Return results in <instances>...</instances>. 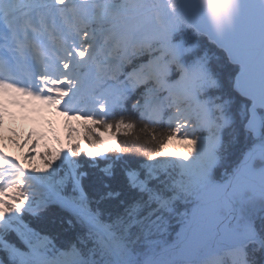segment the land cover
Listing matches in <instances>:
<instances>
[{"label":"snow or ice","instance_id":"snow-or-ice-1","mask_svg":"<svg viewBox=\"0 0 264 264\" xmlns=\"http://www.w3.org/2000/svg\"><path fill=\"white\" fill-rule=\"evenodd\" d=\"M9 104L66 142L0 137V264H264V0H0Z\"/></svg>","mask_w":264,"mask_h":264},{"label":"trees","instance_id":"trees-1","mask_svg":"<svg viewBox=\"0 0 264 264\" xmlns=\"http://www.w3.org/2000/svg\"><path fill=\"white\" fill-rule=\"evenodd\" d=\"M209 47L211 48V46L209 45ZM214 50V49H213ZM176 74H174L175 77ZM228 75V69H224V76L227 77ZM130 107V105H129ZM63 132H64V136H65V128L63 125ZM123 135V133H122ZM228 140V136L227 134L225 135V141L227 142ZM49 146V144H45L42 147L44 148L45 146ZM42 148V150H43ZM224 150V152H223ZM221 156L224 159V162L226 163H230V167H232L233 162H235L236 160H234L233 162H229V158H235L237 157V152L236 150L230 146L228 143H226L223 148H222V152H221ZM233 156V157H230ZM94 179V178H93ZM86 184L89 183V181L86 180L85 182ZM115 202H109V203H104L101 205V208L105 210V215H104V219H108V215L107 212L111 211L113 213V215L115 214L116 211H118L119 209H116L114 207ZM46 216L48 218H51L52 216H55L56 218V222L55 224L50 225V227L47 229L48 231L52 232L54 235L57 236V244L61 245V246H66L69 242H76L77 236H82L84 230L78 225L75 224V226H69V224L67 223V217L66 214L63 213H59L56 209H51L49 213H46ZM33 226H36L35 224ZM78 246H82V245H78Z\"/></svg>","mask_w":264,"mask_h":264},{"label":"rangeland","instance_id":"rangeland-1","mask_svg":"<svg viewBox=\"0 0 264 264\" xmlns=\"http://www.w3.org/2000/svg\"><path fill=\"white\" fill-rule=\"evenodd\" d=\"M54 118H56V116L55 115H53V116H51V117H48V116H46L45 115V119L48 121V129H50L51 130V133L52 134H54V132L55 131H58V128H57V125H56V123H54L53 124V119ZM20 121L19 120H16V121H7V119H5L4 120V124H3V128H5V130L6 131H8V130H14V131H19L21 134H25V135H28V131H26V130H24L21 126H20ZM4 133H0V137H3L4 139H6L5 137L6 136H8L10 139H17V140H20L21 138L18 136V135H14L13 133L12 134H10V135H6L5 136V134L3 135ZM7 140V139H6ZM54 142H52V144H53ZM227 143V142H226ZM225 143V144H226ZM58 146V145H57ZM223 148V147H222ZM222 148H221V151H220V159L221 160H223L222 158H221V152H222ZM22 151L25 153L26 151H28V148H27V146H25L23 149H22ZM36 151L38 152V147H37V149H36ZM223 152H224V150H223ZM230 157H233V156H230ZM237 159V157H235V158H229L228 160H229V162H233L234 160H236ZM35 163L37 164V166H39V167H43V163H42V161H40V159H39V157L37 156V159H36V161H35ZM235 162H233V164H234ZM223 167H219L218 169H217V172H216V176H218L219 174L221 175V174H223V172L225 171V170H228V171H231V167H230V163H226V162H223ZM220 165V164H219ZM218 178V177H217ZM83 246V245H82ZM88 247H90L91 245H90V243L87 245Z\"/></svg>","mask_w":264,"mask_h":264},{"label":"bare ground","instance_id":"bare-ground-1","mask_svg":"<svg viewBox=\"0 0 264 264\" xmlns=\"http://www.w3.org/2000/svg\"><path fill=\"white\" fill-rule=\"evenodd\" d=\"M18 133H19V132H18ZM23 140H24V139H23ZM23 140H22V141H23ZM22 141H21V142H22ZM11 145H12V146H16L14 143H11V144H10V148H12ZM17 147H18L19 149H22V148L19 146V144L17 145Z\"/></svg>","mask_w":264,"mask_h":264}]
</instances>
